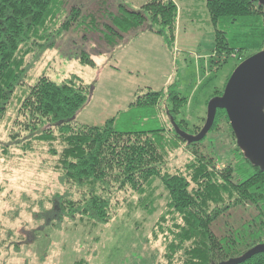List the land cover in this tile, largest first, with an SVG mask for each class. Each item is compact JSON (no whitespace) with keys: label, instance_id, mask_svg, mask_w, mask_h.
Listing matches in <instances>:
<instances>
[{"label":"rangeland","instance_id":"rangeland-1","mask_svg":"<svg viewBox=\"0 0 264 264\" xmlns=\"http://www.w3.org/2000/svg\"><path fill=\"white\" fill-rule=\"evenodd\" d=\"M145 1L62 0L49 30L52 47L33 49L26 55L27 77L10 98L0 124V264H72L79 259L85 264L166 262L165 247L174 222L167 215L159 227V217L167 209V192L157 179L143 193L130 188L116 191L107 223L47 220L42 213L51 207L48 198L65 193L54 168L62 146L31 139L26 149L23 141L32 135L22 130L17 137L21 140L9 143L14 141L10 133L18 129L14 121L20 99L41 75L56 83L76 76L89 85L90 94L75 116L76 124L102 125L113 118V127L119 131L164 128L172 145L166 106H171L169 90H175L186 101L179 114L187 122L186 130L202 127L207 102L222 93L240 56L229 55L225 62L213 63L214 29L206 0H175L178 15L170 45L148 22L120 37L112 23L118 6L139 10ZM73 8L81 10L72 26L56 34L57 27L71 20ZM159 90L163 96L156 105H136L140 96ZM201 144V151L209 152L219 164L231 160L241 165L225 123L217 132L206 134ZM4 147L8 154L2 152ZM167 154L168 170L184 171L191 150L178 143ZM239 169L245 176L246 166ZM221 227L219 223L217 229ZM180 260L176 257L173 263L181 264Z\"/></svg>","mask_w":264,"mask_h":264},{"label":"trees","instance_id":"trees-1","mask_svg":"<svg viewBox=\"0 0 264 264\" xmlns=\"http://www.w3.org/2000/svg\"><path fill=\"white\" fill-rule=\"evenodd\" d=\"M61 2L0 0V124L10 98L27 77L26 55L33 49L52 47L53 33L49 30ZM118 8L112 23L119 28L120 37L148 22L171 44L178 15L175 0H146L139 10L124 5ZM206 8L214 29L213 63L221 64L229 55L240 56L242 61L264 48V8L257 0H206ZM80 10L73 8L71 20L57 27L56 34L68 30ZM243 53L246 55L242 57ZM87 62L92 63L90 59ZM88 88L76 76L56 83L41 75L28 85L16 108L14 122L18 129L10 133L14 141L9 143L21 140L17 137L22 130L32 135L23 141L26 149H30L31 139L62 146L54 168L65 193L48 198L51 207L42 213L47 220L107 223L116 191L130 188L143 193L157 179L167 192V209L159 217V227L167 215L174 222L165 247L166 262L161 264H174L176 257L181 258V264L218 263L264 242V171L251 164L237 147L223 109H217L208 133L217 132L225 123L241 165L231 160L219 164L209 152L201 151L206 136L186 144L173 127L170 131L174 140L169 145L164 128L119 131L113 127V118L102 125L76 124L75 116L88 100ZM162 96V90L148 91L136 105L154 106ZM167 96L171 102L170 107L166 106L168 117L180 129L196 133L200 126L187 131V122L179 116L185 99L175 90H169ZM178 143H184L191 156L184 171L170 172L166 156ZM1 149L8 154V147ZM50 151L56 153L54 147ZM242 166H246L245 176L239 169ZM219 223L221 230L217 229ZM72 264L85 261L79 259ZM239 264H264V253Z\"/></svg>","mask_w":264,"mask_h":264},{"label":"water","instance_id":"water-1","mask_svg":"<svg viewBox=\"0 0 264 264\" xmlns=\"http://www.w3.org/2000/svg\"><path fill=\"white\" fill-rule=\"evenodd\" d=\"M257 1L264 8V0ZM217 109L225 111L244 157L264 171V48L243 59L229 75L222 93L209 99L205 121L198 133L180 129L172 117L170 122L186 144L199 142L210 130ZM259 253H264V242L240 256L212 264H239Z\"/></svg>","mask_w":264,"mask_h":264},{"label":"crops","instance_id":"crops-1","mask_svg":"<svg viewBox=\"0 0 264 264\" xmlns=\"http://www.w3.org/2000/svg\"><path fill=\"white\" fill-rule=\"evenodd\" d=\"M122 37V36H121Z\"/></svg>","mask_w":264,"mask_h":264}]
</instances>
